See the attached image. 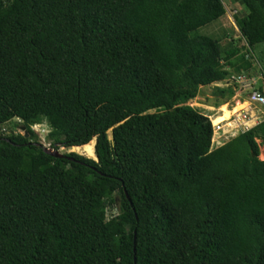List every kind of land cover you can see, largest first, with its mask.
<instances>
[{"label":"trees","instance_id":"1","mask_svg":"<svg viewBox=\"0 0 264 264\" xmlns=\"http://www.w3.org/2000/svg\"><path fill=\"white\" fill-rule=\"evenodd\" d=\"M239 2L247 53L200 33L225 0H0V126L25 128L0 135V264H264V121L212 150L187 105L252 70L264 0ZM43 122L97 161L46 153Z\"/></svg>","mask_w":264,"mask_h":264},{"label":"rangeland","instance_id":"2","mask_svg":"<svg viewBox=\"0 0 264 264\" xmlns=\"http://www.w3.org/2000/svg\"><path fill=\"white\" fill-rule=\"evenodd\" d=\"M225 6L227 9L226 15L216 23L201 29L200 33L216 39H222L223 42L232 40L234 41L235 47L241 49L243 53H247L246 50L243 49L246 44L239 42L241 35L239 24L236 19V16L242 17L244 14L246 15L247 10L241 5L239 0H225ZM263 52L264 44L255 47L250 53L253 58L247 55L249 56L247 59H249L253 65L252 70H244L240 76L234 75L229 81L201 88L199 96L187 104L200 111L211 121L214 129L212 150L223 146L239 136L242 132L264 121V107L257 103L253 104L247 96L248 92L251 91L250 85L255 83V86H253L255 89L264 86V63L261 61L264 57ZM218 89L225 90V96H221L218 93ZM229 89L234 91V96H230ZM245 103L248 104V109L246 108V110L239 112L237 115L229 117V113L235 110L236 106L238 109H241ZM213 122H215V127ZM22 128L23 125L21 122L19 120H14L9 125L0 126V135H9L12 132L24 134ZM33 130L37 133L38 140L45 148L53 149L48 139L50 128L45 122H43L42 125L35 126ZM108 137L110 140L112 139V131L108 132ZM214 141L216 142L215 144ZM96 146L97 139H94V147L93 145H89L86 148H60L58 152L62 156L75 153L87 159L97 161ZM53 151H55V149H53ZM260 160H264V145L261 146ZM118 213V208L115 207L108 211V217L116 216Z\"/></svg>","mask_w":264,"mask_h":264},{"label":"built area","instance_id":"3","mask_svg":"<svg viewBox=\"0 0 264 264\" xmlns=\"http://www.w3.org/2000/svg\"><path fill=\"white\" fill-rule=\"evenodd\" d=\"M253 86H255V83L249 86L251 88V91H249L247 95L249 100L253 104L257 103L264 107V86L257 87V89Z\"/></svg>","mask_w":264,"mask_h":264},{"label":"water","instance_id":"4","mask_svg":"<svg viewBox=\"0 0 264 264\" xmlns=\"http://www.w3.org/2000/svg\"><path fill=\"white\" fill-rule=\"evenodd\" d=\"M23 131H25V128H23ZM45 151H46V153H48V154H50V155H52L54 157H57V158H62L63 157L62 155L59 154L58 151H53L52 149H46V148H45Z\"/></svg>","mask_w":264,"mask_h":264},{"label":"bare ground","instance_id":"5","mask_svg":"<svg viewBox=\"0 0 264 264\" xmlns=\"http://www.w3.org/2000/svg\"><path fill=\"white\" fill-rule=\"evenodd\" d=\"M247 105H248V104H247ZM246 108H247V107H245V106L243 105L242 108L240 109V112L246 110ZM247 109H248V108H247Z\"/></svg>","mask_w":264,"mask_h":264},{"label":"clouds","instance_id":"6","mask_svg":"<svg viewBox=\"0 0 264 264\" xmlns=\"http://www.w3.org/2000/svg\"><path fill=\"white\" fill-rule=\"evenodd\" d=\"M44 147V146H43ZM45 148V147H44ZM47 149V148H46Z\"/></svg>","mask_w":264,"mask_h":264}]
</instances>
